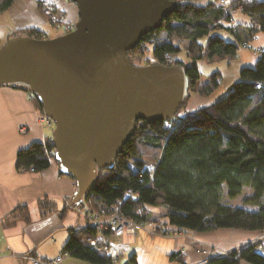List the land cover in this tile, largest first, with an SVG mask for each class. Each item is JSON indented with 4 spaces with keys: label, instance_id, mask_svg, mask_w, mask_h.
<instances>
[{
    "label": "trees",
    "instance_id": "trees-1",
    "mask_svg": "<svg viewBox=\"0 0 264 264\" xmlns=\"http://www.w3.org/2000/svg\"><path fill=\"white\" fill-rule=\"evenodd\" d=\"M14 1L0 0V14ZM179 1L163 25L144 35L140 44L129 52L137 55L140 51L138 59H141L149 51L158 64L185 68L190 77V92L178 112L186 107L200 82V60L233 58L242 42L253 41L259 31H264V0H230L228 5L209 0L202 4ZM39 5L42 7V3ZM232 5L241 6V12L250 17V22L227 23L233 17L228 14ZM64 16L60 13L59 23ZM221 29L231 33L233 40L215 32ZM19 35L50 38L46 31L35 27L16 31L10 37ZM177 40L188 42L189 64L179 58L172 64L165 61V53L183 50ZM139 61L130 60L135 66H140ZM220 77L219 71L209 74L202 94L213 93L220 86ZM257 82L261 83L260 88H256ZM231 86L224 97L190 111L180 121H140L114 167L98 170L93 192L82 206L88 205L103 215L116 206L126 218L157 224L159 218L153 217V213L163 207L165 225L180 230L232 228L264 232V56L254 65L241 68L240 79ZM32 98L41 105L36 96ZM52 161H56L52 138L33 142L16 156L18 169L35 172L49 167ZM60 174L69 176L61 171ZM224 186L231 199L239 197L245 187H250L251 193L243 197L242 205L233 206L222 200ZM38 204L43 214L55 207L47 196L40 198ZM6 219L7 222L30 220L28 206H16ZM158 225L161 231L167 229L163 224ZM69 234L64 251L93 263L112 262L108 241L92 244L88 240L96 236L93 225L72 227ZM170 256L185 264L179 252ZM242 260L264 264L258 242L241 251L233 250L225 257L214 256L204 264H240ZM128 264H138L136 255L128 259Z\"/></svg>",
    "mask_w": 264,
    "mask_h": 264
},
{
    "label": "water",
    "instance_id": "water-1",
    "mask_svg": "<svg viewBox=\"0 0 264 264\" xmlns=\"http://www.w3.org/2000/svg\"><path fill=\"white\" fill-rule=\"evenodd\" d=\"M70 1L79 11L72 31L0 45V86L36 96L53 120L55 159L76 184L68 204L74 208L92 194L98 170L114 167L140 121L175 117L190 77L181 65L135 66L127 57L179 0Z\"/></svg>",
    "mask_w": 264,
    "mask_h": 264
},
{
    "label": "crops",
    "instance_id": "crops-1",
    "mask_svg": "<svg viewBox=\"0 0 264 264\" xmlns=\"http://www.w3.org/2000/svg\"><path fill=\"white\" fill-rule=\"evenodd\" d=\"M40 1L42 0H15L10 8L0 14V45L5 44L16 31L31 27L46 31L47 23L39 8ZM47 1L60 6L72 22L78 20L79 11L75 3L69 0ZM190 1L201 4L205 2V0ZM250 20L248 16H234V19L227 23L230 25L239 22L248 23ZM216 33L223 34L219 30ZM241 52L242 48L235 57L227 58L228 68L225 65L223 67L217 65L219 68L212 71L221 73L220 86L208 97L199 95L195 100H191L188 107L192 111L214 103L227 93V88L235 81L234 78L228 77V72L233 68L231 61L234 59L237 62L234 68L238 71L249 63L240 57ZM201 80L206 82L207 77L202 75ZM43 116L41 105L29 92L19 87L0 86V264H30L23 258L24 255L29 254L42 259H55L64 252V246L70 235L69 229L90 224L84 210L88 205L80 207L81 209L68 207L76 190V184L71 177L60 174L57 161H52L49 167L38 172L17 168L16 156L20 149L28 147L33 142H44L52 138L54 128L42 121ZM24 126L27 127L25 131L22 130ZM45 196L54 201L55 207L43 214L38 200ZM18 205L28 206L30 220L7 222V216ZM65 208L67 210L62 213ZM165 214L166 209L159 207L153 213V217L159 218L158 224H163V227L170 231L169 234L139 231L134 248L124 252L120 261L106 264H123L132 255H136L138 264H183L180 259L171 258L170 255L174 252L182 255L185 264H204L215 256L216 247L235 249L263 234L258 230L232 228L214 231L180 230L166 226L167 221L163 223L160 220V215L165 216ZM258 246L264 253V242H258ZM138 251L140 256L137 254ZM109 253L112 254L110 247ZM58 264L102 263L83 260L69 253ZM240 264L252 263L242 260Z\"/></svg>",
    "mask_w": 264,
    "mask_h": 264
},
{
    "label": "built area",
    "instance_id": "built-area-1",
    "mask_svg": "<svg viewBox=\"0 0 264 264\" xmlns=\"http://www.w3.org/2000/svg\"><path fill=\"white\" fill-rule=\"evenodd\" d=\"M209 1L217 2L221 5H228L230 3V0H209ZM241 9H242L241 6L234 7V5H232L228 9V14L233 15L235 12H237L238 10L240 11ZM49 13L52 15V17H54L53 11H49ZM57 20L58 19L56 20L53 19V22H51V24L53 23L55 24ZM67 29H69L68 31H71L73 27L68 26ZM255 39H257V37H255L254 40ZM240 46L241 48L250 47L249 49L252 50L253 55L257 59H260L261 57L264 56V46L254 45L252 47L250 42L248 41L242 42ZM129 52L127 53L128 59L134 61L133 55L130 54ZM164 59L167 63H175V61L177 60L174 53H165ZM153 61H155V59ZM204 62H205L204 60L199 61L201 65ZM149 64H152V63H149ZM260 84H261L260 82H257L256 88H260ZM189 112H190L189 110L180 111L175 115V117L172 120H169V121H180L181 119L186 117ZM42 121L47 126L51 128L52 127L55 128V124L53 120L46 117L45 115L43 116ZM26 129H27L26 126L22 127V130L25 131ZM79 209L81 208L79 207ZM85 211H86V216L88 218V221L90 222L91 225L94 226L96 230V236H91L88 238V240L92 244H95L96 242H101V241H104V242L108 241L109 247L112 248L111 258L113 262L120 261L121 257L124 255V252L130 251L131 249L134 248V244L136 242L137 234L139 231H145L148 233L163 234V235H167L170 233L168 229H162L161 231L158 228L159 225L153 221L139 222V221L126 218L120 213L118 207L116 206L112 207L111 211L106 215H103L100 212L93 210L89 207ZM262 235L264 237V232ZM259 239H261V237H259ZM232 251L233 249H229V250H225L221 248L214 249L215 256L225 257V256H228ZM68 254L69 252L64 251L60 255H58L55 259H52V260L42 259V258H39L31 254L24 255L23 258H25L30 264H58L62 262V260ZM123 264H128V261H126Z\"/></svg>",
    "mask_w": 264,
    "mask_h": 264
},
{
    "label": "rangeland",
    "instance_id": "rangeland-1",
    "mask_svg": "<svg viewBox=\"0 0 264 264\" xmlns=\"http://www.w3.org/2000/svg\"><path fill=\"white\" fill-rule=\"evenodd\" d=\"M70 1V0H69ZM181 1H183V2H187L188 0H181ZM190 1V0H189ZM72 2V1H71ZM40 3H42V7L39 5V8H40V11L43 13V15L45 16V19H46V27H45V30H46V33H47V35H48V37H50V38H52V37H55V36H58V35H61V34H64V33H67V32H69L68 30L69 29H67V27L68 26H72L73 27V29H75V25H76V23L78 22V20H79V14H78V20L74 23V22H72V20H70V18H68L67 16H66V13L65 12H63L62 10H61V7L60 6H58V5H56V3H51V2H49V1H47V0H42V1H40ZM74 3V2H73ZM234 7H236V6H234ZM43 10H44V12H43ZM49 11H53V13H54V17L56 18V19H58L56 22H55V24L53 23V24H51V22H53V19L54 20H56L54 17H52V15L49 13ZM60 13H64L65 14V16L63 17V20H62V23H59L58 21H59V16H60ZM233 17V19H234V16H238V17H242V16H246L245 14H243L242 12H241V10L239 11H237V12H235L233 15H232ZM250 22V21H249ZM72 29V30H73ZM71 30V31H72ZM219 31H221V32H223V36H225L226 37V39H228V40H233V36H232V34L231 33H229L228 31H225V30H223V29H221V30H219ZM215 32H217V31H215ZM14 34V32L11 34V35H13ZM257 39H255V40H253V41H250V44H251V46L253 47L254 45L256 46V45H259V46H264V31L263 30H261V31H259L258 32V34H257ZM177 42L182 46V48H183V50L182 51H180V53H174L175 54V57L178 59H181L182 61H184L186 64H189V62H190V59L188 58V56H187V53H186V48H187V41H185V40H177ZM250 48V47H249ZM249 48H242V52H241V54H240V57H243V59H245V61H247V62H249L247 65L248 66H252V65H254V62H255V56L253 55V53H252V50L251 49H249ZM146 50V49H145ZM140 52V51H139ZM139 52L137 53V55H135V54H132L133 55V57H134V61H137V60H140L139 61V65L140 66H144V64H147V65H150L149 63H152V64H158L157 63V60H156V58L148 51L147 53H144L143 54V57L141 58V59H138V56H139ZM155 59V61H153ZM130 60V59H129ZM256 60H257V58H256ZM228 59L226 58V59H223V60H221V61H216V62H212L211 60H205V62L204 63H202V65L199 63V65L200 66H202V67H200V70H201V72H204V73H202V75L203 76H205V77H207L209 74H211L212 73V71L214 70V69H218L219 67H223L224 65L228 68L229 66H228ZM176 62V61H175ZM231 63H232V65H233V68H231L230 69V71L228 72V77L230 78H234L233 80H235V81H238L239 79H240V74H239V72H240V69L242 68H239V71H238V69H236V68H234L235 66L234 65H236V61H234V59L231 61ZM170 64H172V63H170ZM217 65H219V67L217 66ZM246 65V66H247ZM235 69V70H234ZM205 81V80H204ZM235 81H233V82H235ZM207 82V81H206ZM206 82H203V80H201L200 82H198V84H196V86L194 87L195 89L193 90V94H192V96H191V98L189 99V101L187 102V105H186V107L184 108V109H182L181 111H183V110H189V111H192L191 109H190V107H188V105H189V102L192 100H195L196 98H197V96H199V95H201V96H205V97H208L207 95H205V94H202V89L203 88H205V84H206ZM219 82H221V78H220V80H219ZM219 85H220V83H219ZM212 94V93H211ZM210 94V95H211ZM226 95V94H225ZM224 95V96H225ZM223 96V97H224ZM222 97H220V99H221ZM216 102V101H215ZM251 193V189H250V187H245L244 188V190H243V192H242V194L239 196V197H237V198H235V199H231V198H229L228 196H227V189H226V186H224L223 187V196H222V200H223V202H225V203H227V204H230V205H233V206H237V204H239V206L240 205H242V200H243V197L244 196H246V195H249ZM262 201L264 202V197L262 198ZM87 209V207L86 208H84V210H86ZM249 209H251V210H253V209H255V208H252V207H249ZM84 213V212H83ZM75 215L78 217V214L77 213H75ZM82 220H83V217L81 218ZM160 220L163 222V223H165L166 221H167V218L165 217V216H161L160 215ZM261 237V239H259V238H257V239H255V240H253V241H250V242H246V243H243L242 245H239L237 248H235L234 250H236V251H241L243 248H245L246 246H248V245H250V244H252V243H256V242H264V237H263V235L262 236H260ZM217 248V247H216ZM221 249H223V248H221ZM225 250H229V249H225ZM132 254H133V252H132ZM137 254H138V256H140V251H138L137 252Z\"/></svg>",
    "mask_w": 264,
    "mask_h": 264
},
{
    "label": "bare ground",
    "instance_id": "bare-ground-1",
    "mask_svg": "<svg viewBox=\"0 0 264 264\" xmlns=\"http://www.w3.org/2000/svg\"><path fill=\"white\" fill-rule=\"evenodd\" d=\"M53 130V129H52Z\"/></svg>",
    "mask_w": 264,
    "mask_h": 264
}]
</instances>
